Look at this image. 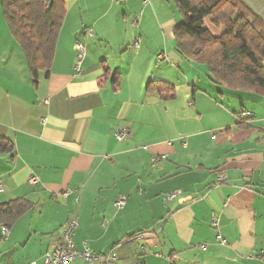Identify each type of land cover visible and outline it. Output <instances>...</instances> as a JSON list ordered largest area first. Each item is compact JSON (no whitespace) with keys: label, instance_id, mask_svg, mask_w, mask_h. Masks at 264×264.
Here are the masks:
<instances>
[{"label":"crops","instance_id":"crops-1","mask_svg":"<svg viewBox=\"0 0 264 264\" xmlns=\"http://www.w3.org/2000/svg\"><path fill=\"white\" fill-rule=\"evenodd\" d=\"M241 1L264 22V0ZM62 2L54 58L36 85L1 13L0 138L13 148L0 153V205L31 207L6 239L0 225V264H43L70 218L75 249L114 252L110 264H264V96L214 84L207 67L178 55L183 17L170 0ZM78 40L86 56L76 74ZM150 80L174 97L146 93ZM133 234L143 240L129 242Z\"/></svg>","mask_w":264,"mask_h":264},{"label":"trees","instance_id":"trees-1","mask_svg":"<svg viewBox=\"0 0 264 264\" xmlns=\"http://www.w3.org/2000/svg\"><path fill=\"white\" fill-rule=\"evenodd\" d=\"M170 1L183 17L174 30L178 55L207 67L214 84L264 96V22L241 0ZM0 10L36 85L39 74L47 72L53 61L65 5L62 0H0ZM207 19L223 28V33L213 35L204 26ZM118 78L113 74L114 86ZM174 91L164 82L146 84V93H156L162 100L172 99ZM12 148V143L0 138V153H11ZM29 207L22 199L0 205V225L9 230ZM135 235L127 237L128 241L135 242Z\"/></svg>","mask_w":264,"mask_h":264},{"label":"built area","instance_id":"built-area-1","mask_svg":"<svg viewBox=\"0 0 264 264\" xmlns=\"http://www.w3.org/2000/svg\"><path fill=\"white\" fill-rule=\"evenodd\" d=\"M111 3H121L124 0H109ZM143 5L148 4V0H142ZM141 16V14H138L137 16L133 17L131 19V27L134 29L138 24V19ZM87 37H92V31L88 29L86 31ZM140 38L137 37L135 39L133 47L137 49L139 47ZM74 49L76 53V61L74 70L76 71V74H79L81 72V65L82 62L86 56V47L83 42L76 41L74 43ZM241 118H249L251 117L248 113H242L240 115ZM114 137L117 141H123L124 139L129 137V131L127 128H120L114 132ZM162 157H153L151 159V166H156L161 163ZM226 181V176H219L217 178V183L222 184ZM28 183L31 186H36L38 183V179L34 176H30L28 178ZM3 186L0 179V192L2 191ZM262 196H264V183L262 185ZM67 196V193L63 194V197L65 198ZM173 198V195H170L166 197V200H171ZM78 199V197H77ZM126 204L125 197H119L113 204V208L116 211L122 210ZM103 224H106L104 222ZM214 226H217L216 222L214 223ZM77 228V220L76 218H70L68 219L59 230V240L56 247H54L51 251L47 252L43 256V264H72L74 261H76L78 258L82 259L83 261L87 263H94V262H100L101 264H110L112 262H115L117 260V255L114 252H111L107 255H96L89 251L86 247L83 248L82 251H77L75 249V245L73 242V234L74 231ZM9 230L6 227H1V235L2 239H6L8 237ZM144 237V234H136L134 237L135 241H142ZM259 256H263V252L259 254ZM249 259L253 260L255 257L250 256ZM27 264H35L34 262H30Z\"/></svg>","mask_w":264,"mask_h":264},{"label":"rangeland","instance_id":"rangeland-1","mask_svg":"<svg viewBox=\"0 0 264 264\" xmlns=\"http://www.w3.org/2000/svg\"><path fill=\"white\" fill-rule=\"evenodd\" d=\"M170 5V4H169ZM171 9L174 11V14L177 16V19L179 20V18L181 19L182 18V16H181V14L176 10V8H175V6H173L172 4H171ZM170 10V9H169ZM171 10V11H172ZM176 11V12H175ZM183 19V18H182ZM0 20L2 21V16H1V11H0ZM205 25H207L208 27H210V29L212 30V32L211 33H213V35L214 34H222L223 33V28H216V27H214L212 24H211V21H210V19H207L206 21H205Z\"/></svg>","mask_w":264,"mask_h":264}]
</instances>
